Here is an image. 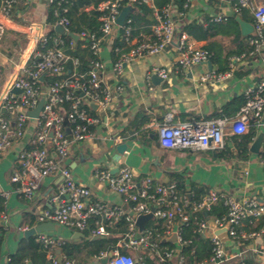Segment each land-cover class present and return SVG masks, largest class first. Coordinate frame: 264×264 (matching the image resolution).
<instances>
[{"label": "crops", "instance_id": "0c3cea01", "mask_svg": "<svg viewBox=\"0 0 264 264\" xmlns=\"http://www.w3.org/2000/svg\"><path fill=\"white\" fill-rule=\"evenodd\" d=\"M257 1L264 3V0ZM148 4L154 6L152 0ZM48 8L49 0H21L9 17L0 14V21L6 25L0 39V116L9 120L13 127L16 126V115L2 107V99L15 79L28 76V70L32 69L39 51L38 31L42 34L48 31ZM153 15L155 17V11ZM219 15L223 19L215 21L214 18ZM173 16L178 26L175 42L157 55H146L125 63L121 75H116L113 70L112 55V43L119 35V28L115 27L104 40L98 58L104 63L100 77L111 91L110 100L107 107L103 108L83 98L84 104L92 106L94 110L90 116L99 121L90 125V136L74 143L70 154L62 162L71 168L78 183L89 187L90 200L118 205L126 211H130V202L111 189L106 181L98 179L95 176L96 169L117 173L126 165L139 185L147 176H152L156 182L170 184L173 176L179 175L191 196L202 197L216 190L237 198L256 197L264 201V143L258 152L250 150L252 143L263 132V126L257 122L254 126L251 124L247 131L254 127L255 135L248 145L246 158L240 156L237 143L233 140L234 134L230 132L226 134L222 147L199 150L165 148L160 144L158 135V127L163 124L236 116L240 110L234 112L238 103L236 101L243 97L249 85L256 84L264 77V48L252 52L249 43L252 34L243 36L236 20L239 16L253 24V14L248 8L239 14L235 13L230 0H189L188 11L180 14L175 6ZM232 18L236 23L231 21ZM193 21L208 29L206 37L196 39L187 32L180 33L184 24ZM136 31L134 42L140 36L149 37L143 35L139 28ZM183 35L188 43L210 49L216 56V61L211 62L213 70L218 72L229 67L227 71L219 72L221 78L201 80L202 74L209 70L207 63L175 69L179 56L177 45ZM123 48L128 46L124 44ZM233 56H240V59L234 61L231 67ZM156 67L167 68L170 71L169 79L164 80L159 76L161 80L153 81ZM228 103L234 104L224 114L222 110ZM60 111L66 113L64 108ZM36 119L29 116L24 125V134L13 138L10 146L0 152V192L7 194L2 205L6 217L0 218V264H10L11 257L22 252H33L29 241L37 233L28 235L26 231L38 225L36 217L41 211L56 205L53 197L61 182L59 172L46 175L32 199L22 198L16 191V184L11 181V175L17 168L19 152L34 147L32 140ZM68 127L66 129L70 133ZM121 143H126L127 147L122 154H118L117 145ZM49 149L53 154L52 147ZM225 149L228 151L223 155L221 151ZM207 215L209 218L212 216ZM176 223L179 224L178 221ZM54 225V230L48 233L69 244L82 245L85 240L97 239L68 226L58 223ZM258 226L261 227L256 229ZM240 229L246 232L257 231V235L244 240L240 237L231 238L225 231L218 232L224 241L227 255L231 257L224 264H235L238 259H244L248 264H264V217L258 220L246 219ZM174 232L169 238L177 246ZM202 235L210 239L211 232L208 230L202 232ZM106 236L112 238L119 234L108 233ZM129 251L137 255L135 251ZM54 254L61 259V247H55ZM24 261L25 264H34L27 256ZM71 262L103 264L101 257L89 255L87 250L77 252ZM59 264L66 263L61 260Z\"/></svg>", "mask_w": 264, "mask_h": 264}, {"label": "built area", "instance_id": "2783aa9c", "mask_svg": "<svg viewBox=\"0 0 264 264\" xmlns=\"http://www.w3.org/2000/svg\"><path fill=\"white\" fill-rule=\"evenodd\" d=\"M20 1L0 0V14L9 17L12 9ZM143 1L150 2V0H103L97 5L89 6L87 9L101 12L102 34L99 36L85 31L77 34L80 38L90 40L91 48L98 55L101 43L111 35L113 29L115 27L124 29V43L128 48L113 64L116 75H121L125 63L146 55H157L175 42L178 26L173 16L174 0H171L162 10L155 9L156 22L151 27L149 37L140 36L135 42L133 41L137 31L133 28L132 19L129 16L122 26L117 25L116 19L124 6H134ZM230 1L235 13L239 14L244 8H248L253 14L254 33L249 38L251 51L264 48V3L257 0ZM188 5L189 0H186L184 6L188 7ZM222 19L221 15L214 18L215 21ZM69 23L65 15L60 16L57 21V24H61L66 32H70ZM5 30L6 25L0 21V39ZM38 40V43L46 42L45 33L38 31ZM57 42L63 43V40L58 39ZM177 48L179 56L176 70L195 64H206L212 56V52L207 48L188 43L184 35L180 38ZM69 57L70 55L66 54L62 48L52 47L37 51V61L32 69L28 70V76L17 77L2 99V107L15 113L16 126H11L9 120L0 116V152L10 146L13 138L24 134V125L29 119L28 112L37 106L41 98H44L40 115L36 119V129L32 140L34 147L25 148L19 152L17 168L11 175V181L16 184L18 194L22 198L32 199L36 196L43 178L53 172H59L61 182L57 194L53 197L56 205L41 211L36 217V223L52 222L84 231L89 228V221L93 220L94 225L90 228V235L106 236L109 233L107 226L124 218L127 223V232L118 242V248L111 251L112 256L107 264H135L136 262L146 264L143 262L142 254L139 253L144 250L154 255V264H185L186 260L181 252V244L184 242L181 233L182 224L189 220L185 208L190 206L193 212H208L217 202L223 201L227 208L226 214L212 215L199 224V232L208 230L211 232L212 254L209 258L197 261L195 264H224L231 259L218 232L225 231L231 238L240 237L244 240L256 236L257 231L246 232L241 230L240 226L246 219L258 220L264 217L263 200L256 197L237 198L212 190L199 201L191 202L186 196H179L175 184L156 182L152 176L145 177L139 185L131 169L126 165L122 166L117 173L96 169L95 176L106 181L111 189L123 195L130 202V211L118 205L111 206L104 202L90 200L89 187L78 183L74 179L71 168L62 160L70 154L74 143L81 142L90 136V125L99 121L90 116L83 105V98L106 108L111 91L105 87L100 77L104 63L99 58L92 62L88 84L67 78L54 82L46 89H41L37 85L41 75L47 71L61 73L63 62ZM239 57H231V67L234 61L240 59ZM154 73L164 80L169 79L170 76V71L164 67H156ZM221 76L222 74L211 69L202 74L201 80L209 81L219 79ZM15 88L20 91H13ZM117 88L120 89L121 86ZM243 95L245 103L233 118L217 117L204 121L159 125L160 144L165 148L195 150L208 147L220 148L224 145L228 132L244 134L249 130L252 120L263 126L264 136V77L256 84L249 85ZM65 102L70 103V108L66 113H62L60 109ZM67 126L70 133L67 132ZM49 147H52L53 154ZM6 197V193L0 192V218L6 217L2 211L3 200ZM151 211L154 218L162 220L165 228L164 234L156 240L151 239L153 233L151 229L145 227L142 232H139L136 224L138 216ZM177 216L181 222L178 225ZM173 230L178 245L170 249L161 248L160 242L169 238ZM36 240L43 244L52 264L61 262L64 257L61 256V259H58L54 254V248L61 247L65 243L63 239L56 238L48 232H39L36 234ZM119 247L133 250L137 255L122 252ZM108 253H101L100 257L103 258ZM65 263L72 264L68 260ZM236 264L248 263L244 259H238Z\"/></svg>", "mask_w": 264, "mask_h": 264}, {"label": "trees", "instance_id": "16d2710c", "mask_svg": "<svg viewBox=\"0 0 264 264\" xmlns=\"http://www.w3.org/2000/svg\"><path fill=\"white\" fill-rule=\"evenodd\" d=\"M103 0H53L49 1V8L46 23L48 25V31L45 33L46 42L40 41L37 45L39 50H44L45 48H62V50L70 55V57L63 62V69L61 73H53L47 71L43 80H38L37 85L42 89H46L49 85L53 84L56 81H62L67 78H71L79 81L80 83L88 84L89 72L91 70L92 62L98 58V55L94 53L91 48V41L86 38H78L73 40L70 36L66 34H60L55 31V25L60 18V16L65 15L69 19V30L75 34H79L83 31L89 33H96L101 35V26L102 21L100 20L101 12L95 9L86 10L87 7L91 5H97ZM186 0H174L173 3L176 6V9L181 13H186L188 7L184 6ZM171 0H152L154 6H150L147 2L136 3L135 10L130 13L129 18L132 19L133 28H139L142 30L143 35L150 36L151 27L156 22L154 17L155 9L162 10ZM14 9V8H13ZM12 9V11H13ZM245 9V8H244ZM64 10H66L64 12ZM242 12V11H241ZM232 22L236 21L234 18ZM119 28V35L113 40L112 43V55L114 57V62L119 58L122 52L127 51V48L124 46L123 33L124 29ZM180 29V28H179ZM207 28L196 21L186 23L180 29V33L187 32L189 35L196 39H201L207 36ZM144 37V36H141ZM58 39L63 40V43L57 42ZM73 41V44H71ZM104 43V41L102 42ZM101 43V44H102ZM208 50H210L208 48ZM216 56L212 53V56L209 61L215 62ZM37 61V58L34 60ZM229 69L224 68L218 71L225 72ZM238 102L235 105V111H238L242 105L245 103V97L236 101ZM234 103H228L224 106L222 113L225 114L227 108H229ZM89 114L93 115V108L88 104H83ZM63 108L68 111L70 108V103L65 102ZM91 112V113H90ZM252 125H255V121L252 120ZM91 128V127H90ZM89 128V129H90ZM255 135L254 127L251 130L244 134H234L233 140L237 143V148L239 154L242 158H246L249 153V143ZM32 148V147H30ZM222 150L223 155L228 151ZM171 184H175L176 190L179 196H186L191 202L199 201L202 197L191 196L188 194V191L185 188L184 180L179 175H174L172 178ZM206 195V194H205ZM204 195V196H205ZM185 212L189 215L188 222L182 224V237L184 242L181 244V252L185 257V264H195L197 261L209 258L212 254V242L211 239H206L203 237L202 233L198 231L200 222L203 219L207 218V214L215 216H223L227 212V208L224 205L223 201L217 202L212 209L207 213L203 211L193 212L190 206L185 208ZM177 221L180 222L179 216H177ZM89 228L83 232L86 235H90V228L94 225L93 220L89 221ZM258 226L256 229L260 228ZM146 228H149L153 231L152 240L158 239L164 234L165 228L163 226L162 220L154 218L150 220ZM109 233H118L117 237H99L97 239L85 240L82 245H73L65 241L61 245V251L63 255V262L72 261L77 252L87 250V253L92 256L100 257L101 253H108L112 250L118 248V242L123 238L127 232V223L124 218L119 219L112 226H107ZM29 246L32 248L33 252L24 254H18L11 257L10 264H23L25 263V257H29L34 264H47L48 261H51L47 255L46 249L44 248L41 242L36 240V237L32 238L29 241ZM161 248L170 249L174 248L175 243L172 242L170 238L164 239L160 242ZM120 248V247H119ZM122 252L130 253L129 249L120 248ZM143 256V262L146 264H154L155 257L151 252L142 251L139 252ZM19 256V257H18ZM236 264V263H235Z\"/></svg>", "mask_w": 264, "mask_h": 264}, {"label": "water", "instance_id": "95a60500", "mask_svg": "<svg viewBox=\"0 0 264 264\" xmlns=\"http://www.w3.org/2000/svg\"><path fill=\"white\" fill-rule=\"evenodd\" d=\"M135 9V7L131 6V5H126L124 6L117 19H116V23L119 26H122L126 20V18L130 15V13ZM236 20L239 22L241 29H242V34L243 36H248L250 34L254 33V24L246 22L244 20H242L239 16L236 17ZM55 31L60 33V34H67L68 36H70L71 38H73L74 40H77L79 38V36L73 32H66L65 28L61 25V24H57L55 26ZM208 66H209V70L212 69V64L211 61L207 62ZM45 76V73H43L40 77L41 80H43ZM152 80L153 81H158L161 80V78L157 75L154 74L152 75ZM13 91H20L19 89H13ZM44 104V98H41L39 103L37 104V106L33 109H31L28 113L30 117H34V118H38L41 112V109L43 107ZM67 123V122H66ZM263 133H261L256 140L252 143L250 150L252 152H258L259 148L262 145L263 142ZM127 144L126 143H121L117 145V152L118 154H122L125 150H126ZM154 219V215L153 212H149L146 214H142L140 216H138L137 220H136V224L138 226V230L139 232H142L144 230V228L146 227L147 223ZM54 223L52 222H42L39 223L37 226H35L34 228L28 229L26 231V234L30 235V234H36L39 232H51L54 230ZM83 235V233H81ZM99 237H103L102 235L100 236H94V238H99ZM112 256V252L110 251L108 253L107 256L102 258V263L103 264H107L108 260L110 259V257ZM47 264H52L51 261H48ZM135 264H139L138 262H136Z\"/></svg>", "mask_w": 264, "mask_h": 264}, {"label": "rangeland", "instance_id": "374dc122", "mask_svg": "<svg viewBox=\"0 0 264 264\" xmlns=\"http://www.w3.org/2000/svg\"><path fill=\"white\" fill-rule=\"evenodd\" d=\"M135 256V254H133Z\"/></svg>", "mask_w": 264, "mask_h": 264}]
</instances>
